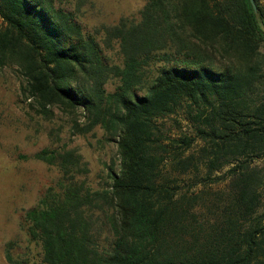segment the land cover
<instances>
[{"label":"trees","instance_id":"obj_1","mask_svg":"<svg viewBox=\"0 0 264 264\" xmlns=\"http://www.w3.org/2000/svg\"><path fill=\"white\" fill-rule=\"evenodd\" d=\"M145 1L139 18L90 33L57 0H0V70L17 66L23 97L47 117L86 111L81 132L100 126L120 155L111 184L94 189L75 150L37 153L59 177L21 228L43 264H264V168H252L264 159V0L257 10L250 0ZM114 45L120 64L106 55ZM180 111L194 137L159 129ZM197 140L206 146L195 162L185 154ZM202 163L209 174L232 166L230 200L209 224L195 211L201 195L163 171ZM12 248L9 264H29Z\"/></svg>","mask_w":264,"mask_h":264},{"label":"rangeland","instance_id":"obj_2","mask_svg":"<svg viewBox=\"0 0 264 264\" xmlns=\"http://www.w3.org/2000/svg\"><path fill=\"white\" fill-rule=\"evenodd\" d=\"M145 3V0H57L59 6L74 12L90 33L103 25H115L122 17L139 18ZM2 25L0 18V28ZM114 47L106 55L120 64L118 46ZM261 51L264 54V45ZM24 79L17 66L0 70V264H9L6 260L8 244L13 245L11 253L15 258L26 259L29 264H43L39 246L29 243L21 222L25 213L58 179L59 170L35 160L37 153L43 149L75 150L86 166L85 178L94 189L111 184L108 179L111 168L117 173L120 171L118 144L110 141V133L100 126L82 133L81 129L88 123V113L82 109L70 114L53 108L50 116L41 114L32 106L33 102L26 101L22 95ZM116 85V81H111L106 86L107 91L113 92ZM158 127L173 138L195 136L194 126L184 111L160 120ZM205 146L203 141L197 140L185 156H193L197 161ZM200 166L195 173L173 172L171 166L163 171L164 176L172 175L177 179L182 193L201 195L195 211L200 222L210 223L220 218L221 209L230 200L232 177L228 172L232 166L210 174L204 163ZM252 168H264V159L257 160ZM260 192V211H264V187Z\"/></svg>","mask_w":264,"mask_h":264},{"label":"water","instance_id":"obj_3","mask_svg":"<svg viewBox=\"0 0 264 264\" xmlns=\"http://www.w3.org/2000/svg\"><path fill=\"white\" fill-rule=\"evenodd\" d=\"M250 1H251L252 5H253L254 9L257 10V6H256V3H255V0H250Z\"/></svg>","mask_w":264,"mask_h":264}]
</instances>
